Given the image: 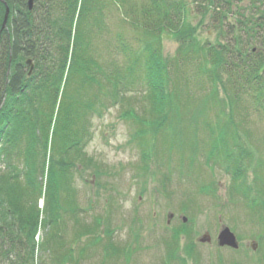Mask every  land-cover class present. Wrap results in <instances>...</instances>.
<instances>
[{
  "label": "rangeland",
  "instance_id": "374dc122",
  "mask_svg": "<svg viewBox=\"0 0 264 264\" xmlns=\"http://www.w3.org/2000/svg\"><path fill=\"white\" fill-rule=\"evenodd\" d=\"M170 1L186 6L197 47L236 37L240 21L251 23L263 18L264 23V0H226L216 23L213 10L202 7L206 0ZM104 4V29L90 41L102 71L115 74L117 70L119 97L113 98L105 76L90 86H81L79 76L70 83V100L86 104L87 113L81 121L89 137L83 148L87 160L73 172L78 211L74 215L59 212L61 220L54 233L60 243L55 242L51 251L42 250L46 232L40 228L35 264H264V89L258 90L263 81L260 79V85V80L249 84L243 80L232 90L229 76H224L228 92L218 84V100L223 103L227 95L234 99L231 116L226 111L220 122L212 104L208 115L193 119L191 115L212 86L207 75L196 76L192 59L180 69L184 75L179 82L186 93L178 95L192 102L179 114H171L164 129L138 139L135 134L140 120L152 117L147 113L149 100H145L149 86L147 52L142 35L121 16L119 8L127 7V1L107 0ZM257 32L258 38L248 37L254 41L249 51L257 49L264 54V28ZM118 35L131 44L130 53L118 50ZM178 45L169 34H163V58L172 61L177 57ZM261 68L263 79L264 62ZM172 79L170 89L178 83L176 74ZM125 114L132 119L123 118ZM229 117L233 129L240 130V139L234 137L235 141L250 152L242 159L239 148L233 151L240 171L235 170L232 157L206 156L208 145L220 135L219 128ZM138 140L145 144L144 163ZM38 206L42 207L41 200ZM170 214L173 217L168 224ZM79 227L91 229L77 242ZM224 227L236 235L238 249L218 245L217 237ZM206 233L212 242L199 243ZM254 242L258 244L255 251L251 248Z\"/></svg>",
  "mask_w": 264,
  "mask_h": 264
},
{
  "label": "trees",
  "instance_id": "16d2710c",
  "mask_svg": "<svg viewBox=\"0 0 264 264\" xmlns=\"http://www.w3.org/2000/svg\"><path fill=\"white\" fill-rule=\"evenodd\" d=\"M28 1L5 0L10 8L5 30L2 27L6 8L0 2V264H35L39 229L46 232L42 250L51 251L55 242L60 243L54 233L55 225L61 220L59 212L74 215L78 211L73 172L79 171L81 163L87 160L83 158L87 128L81 121L87 111L83 100L76 103L70 100L68 88L72 80L79 76L81 86H90L99 82V76H105L114 91L113 98L119 94L117 70L115 74L102 71L90 41L104 29L107 0H34L32 11ZM115 1H127V7L119 8L121 16L142 35L141 43L147 52L149 88L145 100H149L151 107L147 113L152 117L140 120L138 139L164 129L171 114H179L192 102L188 97L184 100L178 96L185 92L179 82L184 75L180 69L192 59L196 76L207 75L212 86L191 115L193 119L208 115L212 104L220 122L224 121L226 111L231 116L234 99L227 95L223 103L218 100V84L228 92L224 76H229L232 90L239 88L243 80L249 84L260 79L263 83L258 90L264 89V78L260 76L264 54L250 52L254 41L248 40L259 37L257 31L264 28L263 18L251 23L240 21L239 35H233L231 40L197 47L182 2ZM202 2L203 9L213 10L216 23L227 1ZM165 33L179 44L177 57L172 61L162 55ZM221 34L228 35L223 30ZM117 39L121 42L118 50L130 53L127 39L121 35ZM28 60L34 63L31 76ZM174 74L178 83L170 89ZM261 80L257 84L261 85ZM223 107L228 109L224 111ZM123 118L132 119V116L125 114ZM174 118H171L173 123ZM136 121L139 124L138 118ZM231 123L229 117L219 128L220 135L210 142L206 156L207 159L224 156L227 160L232 157L231 163L240 171V161L233 158V151L239 148L242 159L249 157L250 152L235 141L234 137L240 139V130H234ZM242 135L247 136L243 130ZM42 198L44 207L40 209L38 202ZM90 229H78L75 241L87 236Z\"/></svg>",
  "mask_w": 264,
  "mask_h": 264
},
{
  "label": "water",
  "instance_id": "95a60500",
  "mask_svg": "<svg viewBox=\"0 0 264 264\" xmlns=\"http://www.w3.org/2000/svg\"><path fill=\"white\" fill-rule=\"evenodd\" d=\"M0 2H4V0H0ZM33 5H34V1L33 0H29V9L32 10L33 9ZM9 14H10V9L7 7L6 5V14H5V19H4V23H3V29L6 28V25H7V21H8V17H9ZM28 63L31 65V71H30V75L34 69V66L32 64L31 61H28ZM172 217V216H171ZM187 220L184 219V222H186ZM218 241H219V245L224 247V246H228V247H231V248H234V249H237L239 247V244L237 242V238L236 236L231 232V230L229 228H224L219 237H218ZM200 242L201 243H209L211 242V238L208 234H206L205 236H203L201 239H200ZM253 248L256 249L257 248V245H253Z\"/></svg>",
  "mask_w": 264,
  "mask_h": 264
}]
</instances>
